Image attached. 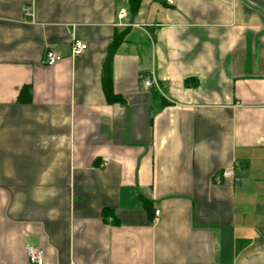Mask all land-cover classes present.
I'll use <instances>...</instances> for the list:
<instances>
[{"label":"crops","instance_id":"crops-1","mask_svg":"<svg viewBox=\"0 0 264 264\" xmlns=\"http://www.w3.org/2000/svg\"><path fill=\"white\" fill-rule=\"evenodd\" d=\"M164 1L0 0V264H264V0Z\"/></svg>","mask_w":264,"mask_h":264},{"label":"trees","instance_id":"trees-1","mask_svg":"<svg viewBox=\"0 0 264 264\" xmlns=\"http://www.w3.org/2000/svg\"><path fill=\"white\" fill-rule=\"evenodd\" d=\"M162 2H165L162 0ZM128 11L130 17L133 18L140 8L141 0H127ZM129 27H125L122 31H116L112 41L108 45L107 55L103 63L102 70V84L107 97L108 102H121L123 97L114 92L113 88V76H112V61L121 43L125 41L128 34ZM186 85L196 84V80L187 78L185 81ZM30 98V93L27 88H23L19 95V100L27 101ZM169 104V102H164V105Z\"/></svg>","mask_w":264,"mask_h":264},{"label":"built area","instance_id":"built-area-1","mask_svg":"<svg viewBox=\"0 0 264 264\" xmlns=\"http://www.w3.org/2000/svg\"><path fill=\"white\" fill-rule=\"evenodd\" d=\"M168 2L173 3V0H168ZM123 16H124V12H120L119 17H123ZM87 47L88 44L84 40L76 38L73 40L72 43V54L74 56L80 55L87 49ZM46 57L48 64H54L62 58L60 53L51 49L47 51ZM143 83L146 88H151L153 86L158 85L157 78L154 74L145 77ZM231 175H232V171H225L223 173V176L225 178H228ZM159 213L160 212L157 210L156 214L159 215ZM26 249L30 264H43V251L39 246L28 244Z\"/></svg>","mask_w":264,"mask_h":264}]
</instances>
